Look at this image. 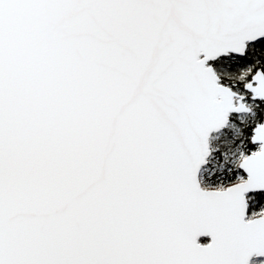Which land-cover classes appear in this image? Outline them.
Here are the masks:
<instances>
[{"label": "snow or ice", "instance_id": "1", "mask_svg": "<svg viewBox=\"0 0 264 264\" xmlns=\"http://www.w3.org/2000/svg\"><path fill=\"white\" fill-rule=\"evenodd\" d=\"M0 264H264V0H0Z\"/></svg>", "mask_w": 264, "mask_h": 264}, {"label": "flooded vegetation", "instance_id": "2", "mask_svg": "<svg viewBox=\"0 0 264 264\" xmlns=\"http://www.w3.org/2000/svg\"><path fill=\"white\" fill-rule=\"evenodd\" d=\"M202 240L205 239V238H201Z\"/></svg>", "mask_w": 264, "mask_h": 264}, {"label": "water", "instance_id": "3", "mask_svg": "<svg viewBox=\"0 0 264 264\" xmlns=\"http://www.w3.org/2000/svg\"><path fill=\"white\" fill-rule=\"evenodd\" d=\"M210 239V238H209Z\"/></svg>", "mask_w": 264, "mask_h": 264}]
</instances>
